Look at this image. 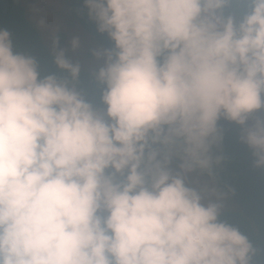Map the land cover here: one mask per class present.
Here are the masks:
<instances>
[{"label": "clouds", "instance_id": "9594fccd", "mask_svg": "<svg viewBox=\"0 0 264 264\" xmlns=\"http://www.w3.org/2000/svg\"><path fill=\"white\" fill-rule=\"evenodd\" d=\"M239 2L83 0L98 105L78 36L41 57L0 25V264H256L219 183L222 121L264 172V0Z\"/></svg>", "mask_w": 264, "mask_h": 264}, {"label": "trees", "instance_id": "16d2710c", "mask_svg": "<svg viewBox=\"0 0 264 264\" xmlns=\"http://www.w3.org/2000/svg\"><path fill=\"white\" fill-rule=\"evenodd\" d=\"M71 11L78 23L90 33L92 38L103 47H110L111 41L105 34L96 31L95 24L89 20L83 0H73ZM243 0L232 6L233 11L246 9ZM0 25L9 27L16 42L23 48L31 49L38 56H47L49 50L41 43L37 31L26 20L20 0H0ZM58 36L59 45L61 40ZM53 38V37H52ZM47 70L57 72L54 65L48 64ZM81 87L87 98L98 105L99 87L91 75L81 71ZM225 160L219 172V183L230 194L239 206L241 214L227 211L231 222H239L254 245L261 253L254 257L256 264H264V172L251 167L250 154L245 146L237 142L240 128L229 122H223Z\"/></svg>", "mask_w": 264, "mask_h": 264}, {"label": "rangeland", "instance_id": "374dc122", "mask_svg": "<svg viewBox=\"0 0 264 264\" xmlns=\"http://www.w3.org/2000/svg\"><path fill=\"white\" fill-rule=\"evenodd\" d=\"M73 0H20L26 20L37 31L41 43L49 50L52 37L59 34L61 47L68 48L69 41L78 36L81 46L76 52H68L73 60H78L82 64V71L91 73L99 65L92 57L90 50L103 47L98 44L76 20L71 11ZM238 14L243 13L244 9L234 11ZM231 211L241 214L237 203L229 193L226 212Z\"/></svg>", "mask_w": 264, "mask_h": 264}]
</instances>
